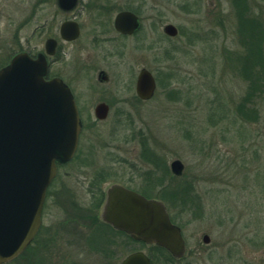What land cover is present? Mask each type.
<instances>
[{"label":"rangeland","instance_id":"374dc122","mask_svg":"<svg viewBox=\"0 0 264 264\" xmlns=\"http://www.w3.org/2000/svg\"><path fill=\"white\" fill-rule=\"evenodd\" d=\"M101 1L130 6L142 27L124 39L125 53L109 60L113 69L96 60L108 84L97 82V68H86L78 80L77 88L94 92L87 101L103 97L111 109L103 121L91 108L81 110L78 150L47 191L42 224L61 226L54 231L62 251L49 264H105L100 247L111 240L117 264L131 250L154 264H264V0ZM66 16L55 0H0V68L19 52L42 50L49 24L56 27ZM167 23L178 29L175 37L163 33ZM142 67L156 80L146 101L134 89ZM140 143L162 161L148 159ZM176 158L184 164L180 178L169 169ZM94 178L103 190L114 181L138 190L152 183L148 192L160 197L181 230L183 257L130 245L102 228L89 191ZM174 188L179 197L187 193L185 202L171 198ZM32 252L4 264L47 263L45 250Z\"/></svg>","mask_w":264,"mask_h":264},{"label":"water","instance_id":"95a60500","mask_svg":"<svg viewBox=\"0 0 264 264\" xmlns=\"http://www.w3.org/2000/svg\"><path fill=\"white\" fill-rule=\"evenodd\" d=\"M75 0H59L69 9ZM115 28L131 33L139 22L134 13L121 12ZM66 39L78 35L76 23L64 22L60 29ZM165 35L175 37L176 26L163 27ZM48 47V43H47ZM43 54L31 57L19 52L0 68V264L18 256L31 243L40 221L46 189L55 176V161L73 156L80 132V118L74 99L59 79L46 80ZM156 82L150 71L142 69L135 91L142 100L150 99ZM95 115L104 119L107 106L99 104ZM171 173L181 175L184 164L173 159ZM100 218L127 232L136 241L156 244L177 259L186 252L179 226L174 225L161 200L148 199L120 184L106 190ZM208 234L202 236L208 243ZM121 264H151L142 251L132 252Z\"/></svg>","mask_w":264,"mask_h":264},{"label":"flooded vegetation","instance_id":"af4514ba","mask_svg":"<svg viewBox=\"0 0 264 264\" xmlns=\"http://www.w3.org/2000/svg\"><path fill=\"white\" fill-rule=\"evenodd\" d=\"M81 3H80V0H75L72 7H70L69 9H64L60 6L59 0H55L57 10L63 14H66L67 16L63 19L61 17L59 20H57L59 24H57L56 27L55 26L52 27L51 23L49 24V31H48V34H46L47 37L44 40L42 50H39L36 53H31L27 51V53L31 57L33 56V58L37 57L39 54H43L45 63H46L45 65L46 73L44 76L46 80L59 79L64 85L68 87L74 99L76 108L78 110V116L80 118V123H81L78 143H77V147H76V150L73 156L70 157L69 160L64 161V162L57 161V160L55 161L56 173L46 189L45 200H46L47 191L50 185L55 181L57 177L58 169L60 168L61 165L70 162L78 150L81 132L83 129L81 110L86 107L91 108L93 110L94 119L97 121H103L107 119V116L109 115V112L111 109V103H109L108 99H105L103 97L96 100L95 102H93V100L91 99L87 101L85 99V96L93 95L94 92H91L89 89L88 91L87 89L85 91V89L80 90V88H77L78 84L80 83V82L78 83V80L82 81V77L85 74L86 68L95 69L98 67V64L96 62L98 58L102 60V63L106 66L105 68H107L108 70L113 69V63H111L109 60L115 57L117 54L123 55L125 53V51L122 48L123 44H125L123 42L124 39L127 40L128 38H131L134 34H137L141 30V27H142L141 18L136 14V12H134V10H132L130 6L117 7V6H114V4H112L110 1L102 2L101 0H87L83 4V8H82L83 10H86V11H83V10L81 11V8L79 6ZM83 12L88 13V17H85V20L81 18L78 19L77 16H79V13H83ZM121 12H129L132 14L134 13V15H136L137 20L139 22L138 28L132 31L131 33H124L122 31L117 30L114 25V22H115L114 20L116 19V16ZM108 13L113 14L112 18L109 19L107 17ZM68 14H71V16H68ZM104 17L106 19H104ZM67 21L74 22L78 26V35L73 39H66L61 35V32H60L61 26L64 22H67ZM83 28H87L90 31L88 32L89 33L88 37H87V33H84ZM110 28L112 31H114L113 32L114 34L111 33ZM117 42L118 44L116 45ZM47 43H48V47H47ZM67 54L68 55L70 54V57L67 56ZM83 54L84 56H82ZM92 58H94V60ZM124 67L128 74L130 72V69L127 68L126 66ZM142 69H146V67H142L140 68L139 71H137L138 73H136L135 85L137 82L138 74ZM74 70L76 71V73ZM146 71H150V70L147 68ZM95 74H96V80L99 84H108L110 82V76L108 75V73H106L104 69L97 68V73ZM152 75L155 79V76L153 73ZM105 93L107 92L105 91ZM135 95L136 97H138V95L136 94V91H135ZM143 101H146V100H143ZM99 104H105L107 106V115L104 119H99L95 115V108ZM140 145L141 147H143V151L148 156V159L151 158L152 162L157 161V163L159 164V162L162 161V159L161 161H159L158 159L159 154L153 153V152L150 153L148 152L146 145L142 143H140ZM171 174L176 178H180L182 176V174L181 175H174L173 173ZM103 175L104 173L100 172L97 175L96 179L101 180ZM96 179L94 178L93 181L91 182L89 186V191L91 190L90 195L93 200V203L96 206L99 205L98 216L100 218V210L102 208V205L105 202L106 190L108 186H111V185L109 184L103 190L100 185V181L98 183L95 181ZM114 183L120 184L121 186L127 189L133 190L148 199L161 200L159 196L151 195L150 192H148V190H151V188H153L152 183L149 184L148 186H147V183L143 184L144 186L141 190L134 189L130 185L124 182H121V181H114L111 184H114ZM159 189H161V187ZM45 200L43 203L42 210H44ZM42 213L43 211L41 212V221H40V225H39V228L36 234L32 238L31 243L21 252V254L18 257L25 258V255L28 252H29L28 255H30V253L33 251L32 253L33 255H35L37 254V252H42L43 250H45V252L49 253V256L45 259L41 258V260H43L44 262H47L46 264H49L50 262L52 263V260L56 258L60 252H62L60 249L57 248L58 239L56 238L58 236H56V232L54 231L56 228H59L61 226L56 227V225L54 226L53 224L49 223L47 224V226L44 227L45 228L44 230L43 224H42V219H43ZM99 223H100L99 225L102 228L106 230L109 229L108 231L110 234H115L118 237L120 236L123 237L126 240V242L130 245L132 243H138V244L147 245V247H160L156 244L149 245L143 241H136L133 238H131V236L127 232L112 227L111 224L103 221L101 218H100ZM98 230L96 232H98ZM58 235H60L59 232H58ZM111 236L113 237V235ZM112 242L113 240H111V242L109 243L110 246L100 247V250H101L100 254L105 259V262L108 259V262H106L105 264H117L116 259H115L117 258L115 243H112ZM160 248H163V247H160ZM136 251H140V250H131L129 253L125 255V257L129 255L130 253L136 252ZM165 251L169 253L166 249ZM146 255L149 257L151 264H154L152 257H150V255L148 254ZM125 257H123V259H125ZM123 259L120 260L119 264H121V261ZM164 264H170V263H164ZM171 264H174V262H171Z\"/></svg>","mask_w":264,"mask_h":264},{"label":"trees","instance_id":"16d2710c","mask_svg":"<svg viewBox=\"0 0 264 264\" xmlns=\"http://www.w3.org/2000/svg\"><path fill=\"white\" fill-rule=\"evenodd\" d=\"M244 61V60H243ZM263 64V63H262ZM260 69L261 70H263L264 69V67L260 64ZM256 79V78H255ZM171 194V198L172 199H181L182 201H186V197H188L187 196V193H185V191L183 192V190L182 191H180V197H179V192L177 191V188L175 189H173L171 192H170ZM185 200H184V199ZM166 201H168V200H166ZM170 218H171V220L174 222V219L170 216ZM157 248H159L163 253H166V254H169V253H167L163 248H160V247H157ZM171 257V256H170ZM173 259V258H172Z\"/></svg>","mask_w":264,"mask_h":264}]
</instances>
